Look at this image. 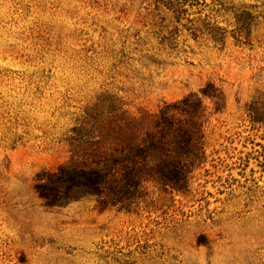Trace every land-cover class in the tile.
<instances>
[{
    "label": "rangeland",
    "instance_id": "rangeland-1",
    "mask_svg": "<svg viewBox=\"0 0 264 264\" xmlns=\"http://www.w3.org/2000/svg\"><path fill=\"white\" fill-rule=\"evenodd\" d=\"M0 264H264V0H0Z\"/></svg>",
    "mask_w": 264,
    "mask_h": 264
},
{
    "label": "trees",
    "instance_id": "trees-1",
    "mask_svg": "<svg viewBox=\"0 0 264 264\" xmlns=\"http://www.w3.org/2000/svg\"><path fill=\"white\" fill-rule=\"evenodd\" d=\"M50 174L57 177H60V175L63 174L59 178L61 181L65 182V184L76 186L79 191H83L87 194L101 192V186L104 184L107 176V172L101 168L86 166L80 167L76 165L74 166L70 163L61 164L58 167V171H52ZM48 182L51 183L52 181L49 180ZM46 184L41 185L45 186ZM40 195L48 199V204L55 203L53 200H50L51 194L47 190H42Z\"/></svg>",
    "mask_w": 264,
    "mask_h": 264
}]
</instances>
